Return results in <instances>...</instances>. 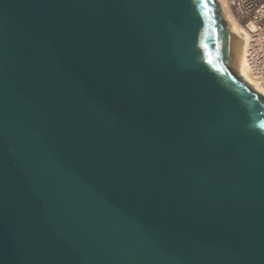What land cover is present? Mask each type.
<instances>
[{
	"label": "water",
	"instance_id": "95a60500",
	"mask_svg": "<svg viewBox=\"0 0 264 264\" xmlns=\"http://www.w3.org/2000/svg\"><path fill=\"white\" fill-rule=\"evenodd\" d=\"M217 0H0V264H264V97Z\"/></svg>",
	"mask_w": 264,
	"mask_h": 264
},
{
	"label": "built area",
	"instance_id": "2783aa9c",
	"mask_svg": "<svg viewBox=\"0 0 264 264\" xmlns=\"http://www.w3.org/2000/svg\"><path fill=\"white\" fill-rule=\"evenodd\" d=\"M220 1L221 11L227 13L246 35L245 61L251 74L264 89V0Z\"/></svg>",
	"mask_w": 264,
	"mask_h": 264
},
{
	"label": "bare ground",
	"instance_id": "6f19581e",
	"mask_svg": "<svg viewBox=\"0 0 264 264\" xmlns=\"http://www.w3.org/2000/svg\"><path fill=\"white\" fill-rule=\"evenodd\" d=\"M218 2L221 7L220 9H222V1L218 0ZM222 13L226 23L229 25L227 27L228 31L237 38L236 72L252 89H254L259 95L264 97V89L261 88L257 80L251 74L245 61L246 35H244V32L239 27V25H237L227 13H225L224 11Z\"/></svg>",
	"mask_w": 264,
	"mask_h": 264
},
{
	"label": "snow or ice",
	"instance_id": "6c2138e0",
	"mask_svg": "<svg viewBox=\"0 0 264 264\" xmlns=\"http://www.w3.org/2000/svg\"><path fill=\"white\" fill-rule=\"evenodd\" d=\"M261 126L264 127V122H262Z\"/></svg>",
	"mask_w": 264,
	"mask_h": 264
}]
</instances>
